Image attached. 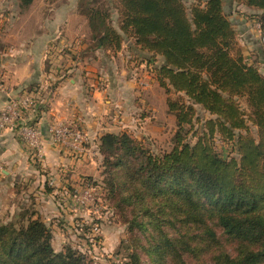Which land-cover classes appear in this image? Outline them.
Wrapping results in <instances>:
<instances>
[{
  "label": "trees",
  "instance_id": "1",
  "mask_svg": "<svg viewBox=\"0 0 264 264\" xmlns=\"http://www.w3.org/2000/svg\"><path fill=\"white\" fill-rule=\"evenodd\" d=\"M76 9L89 49L126 43L128 63L153 76L177 119L167 149L104 133L102 181L82 179L102 186L127 226V264H264V74L229 18L264 31V0H77ZM11 216L0 218V264H94L69 243L55 249L36 210Z\"/></svg>",
  "mask_w": 264,
  "mask_h": 264
},
{
  "label": "crops",
  "instance_id": "2",
  "mask_svg": "<svg viewBox=\"0 0 264 264\" xmlns=\"http://www.w3.org/2000/svg\"><path fill=\"white\" fill-rule=\"evenodd\" d=\"M18 1L0 0V21L6 22L0 32V70L14 98L37 97L28 121L43 131L45 155L37 160L16 129L0 130V190L4 201L14 202L15 212L30 207L52 223L62 212L76 210L73 196L84 177L103 178L99 140L104 133L125 131L155 142L166 135L170 148L177 119L153 76L144 66L128 63L126 43L116 53L89 49L90 31L77 0H60L47 10L45 0H34L25 10ZM229 18L244 55L264 74V44L252 20L235 11ZM146 77L151 85L144 87ZM155 89L164 97L161 108L148 103ZM7 101L0 91V112ZM53 122L86 133L84 153L53 143L48 129Z\"/></svg>",
  "mask_w": 264,
  "mask_h": 264
},
{
  "label": "rangeland",
  "instance_id": "3",
  "mask_svg": "<svg viewBox=\"0 0 264 264\" xmlns=\"http://www.w3.org/2000/svg\"><path fill=\"white\" fill-rule=\"evenodd\" d=\"M45 1L47 5V7H45L46 10L47 8H52L55 3H60V0ZM0 10H2L1 5ZM30 22H32L31 26L33 28L34 21L31 19ZM5 23L4 21H0V32ZM147 72L148 71L144 70V73L147 74ZM146 78L147 79H144V81L141 79L142 82H144V87L151 85V80H149L148 77ZM148 99L149 105H155L156 108L162 107L161 103H163L164 97L156 93V89ZM168 141L169 139L166 135L160 136V138H156V142H154L156 146H154H158L160 149H167L169 148L167 144ZM98 181H102V179H98ZM1 191L2 190H0V218H3V220L11 219V215L15 212V205L12 204L14 202L9 203L7 200L4 201V196ZM101 192L102 194L98 200L87 205L77 206L76 204V210L73 208L67 212H62V218H53L54 220L52 223L49 221L46 222L53 232V246L55 249L60 250L69 243L71 246H75L77 249L82 250L87 258L94 264H127L128 251L125 249L127 243L126 239L129 234L127 226L125 223L121 222V217H118L119 214L111 200L110 202L106 200L107 194L105 190ZM2 201L3 203H1Z\"/></svg>",
  "mask_w": 264,
  "mask_h": 264
},
{
  "label": "built area",
  "instance_id": "4",
  "mask_svg": "<svg viewBox=\"0 0 264 264\" xmlns=\"http://www.w3.org/2000/svg\"><path fill=\"white\" fill-rule=\"evenodd\" d=\"M252 27L258 33L264 44V31L258 21H252ZM0 91L6 94L8 101L0 112V130L16 129L30 150V153L39 161L44 159L43 131L35 124L28 121V113L32 112L38 104V99L29 93L22 98H14L11 88L3 78L0 70ZM53 143L64 146L77 154L84 153L88 136L79 128H72L62 122H53L48 126ZM103 188L93 183H86L73 196L77 206L87 205L98 200Z\"/></svg>",
  "mask_w": 264,
  "mask_h": 264
}]
</instances>
